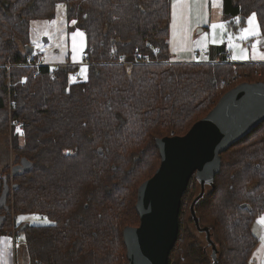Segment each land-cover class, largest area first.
Here are the masks:
<instances>
[{"label": "trees", "instance_id": "16d2710c", "mask_svg": "<svg viewBox=\"0 0 264 264\" xmlns=\"http://www.w3.org/2000/svg\"><path fill=\"white\" fill-rule=\"evenodd\" d=\"M59 3L76 21L70 30L86 36L87 80L26 49L31 22L52 18ZM253 13L264 36V0H222L233 26ZM169 22L170 0H0V134L23 123L11 125L12 164L22 168L1 180L10 193L0 233L20 217L47 218L20 222L30 264H129L123 233L140 225L138 189L161 164L156 139L186 134L235 86L264 82V62H233L222 48L210 61H172ZM221 157L202 196L190 180L169 264H213L214 245L218 264L251 258L264 211V121Z\"/></svg>", "mask_w": 264, "mask_h": 264}, {"label": "water", "instance_id": "95a60500", "mask_svg": "<svg viewBox=\"0 0 264 264\" xmlns=\"http://www.w3.org/2000/svg\"><path fill=\"white\" fill-rule=\"evenodd\" d=\"M26 49L30 55L34 54L30 45ZM263 121L264 82H244L225 93L186 134L156 139L161 164L138 189L136 207L140 225L126 226L123 233L129 264H169L179 236L182 198L190 180L193 176L200 180L202 196L205 181L214 180L221 170V154ZM21 168L15 166L11 173L18 174ZM9 193L10 189L4 184L0 207L5 205ZM202 230L212 244L209 229ZM213 257V264H218L215 245Z\"/></svg>", "mask_w": 264, "mask_h": 264}, {"label": "rangeland", "instance_id": "374dc122", "mask_svg": "<svg viewBox=\"0 0 264 264\" xmlns=\"http://www.w3.org/2000/svg\"><path fill=\"white\" fill-rule=\"evenodd\" d=\"M174 3L175 0H170L168 39L171 60L174 62L210 61L219 56L220 48L229 52L231 58L233 56H248V59L232 58L233 62H264L259 59V56L253 58L252 50V45L255 44L256 51L264 54V36H248L246 39H241L243 35L241 30L248 27L247 20L244 25L229 24L230 22L225 20L222 15V0H186L183 6L178 5L176 8L177 26L175 28L172 15ZM60 5L62 7H58ZM58 6L52 18L36 19L31 22L30 46L34 48V54L45 64H49L52 68L71 64L77 67V71L71 74V79L75 77L74 81L85 80V74L81 73V68H87L86 75L88 76V66L84 61L86 36L84 34L83 38H75L77 51L73 53V33L83 31L81 29L70 30L69 27L73 26V23L67 19L66 6L63 3H59ZM234 22L238 23L240 19L236 18ZM221 23L224 24L223 29L211 27L212 24ZM242 49L246 51L242 52ZM73 55L76 56L75 60H73ZM10 130L9 124L8 135L0 134V180H2L1 176H8L13 168L9 142ZM262 217H264V211L255 217L252 224V231L258 238V243L253 249L248 264H264V224L259 223ZM26 218V223H45L44 219ZM10 232L12 233V230L7 229L0 233L1 264H13L15 254H19V258L23 251L20 248L14 250L13 237ZM200 236L204 241H207L204 233H201Z\"/></svg>", "mask_w": 264, "mask_h": 264}, {"label": "snow or ice", "instance_id": "6c2138e0", "mask_svg": "<svg viewBox=\"0 0 264 264\" xmlns=\"http://www.w3.org/2000/svg\"><path fill=\"white\" fill-rule=\"evenodd\" d=\"M186 3V0H175V3L172 5L173 7V27L175 28L177 26V13H176V8L177 6H183L184 4ZM58 7H62V5L58 6ZM73 24L76 23V21H72ZM247 25L248 27L246 28H243L241 30V32L243 33L241 39H246L248 36H259L260 35V26L257 22V16H256V13H253L251 16H249L247 18ZM211 27L213 29H216V28H221L223 29L224 28V24L221 23V24H212ZM84 36V33L83 32H74L73 33V53H76L77 49H76V46H75V38L76 37H81L83 38ZM230 42H231V38H230ZM35 43V42H34ZM257 43H259V41H257ZM252 50H253V58H256V56H259V59L261 60H264V54H261V53H258L256 51V45L253 44L252 45ZM242 52H245L246 50L242 49L241 50ZM233 59H248V56L247 55H242L240 57H237V56H233L232 57ZM76 59V56L73 55V60ZM121 59H123V57H121ZM206 59V57H205ZM86 72H87V68H81V73L82 74H85L84 75V79L87 80V75H86ZM76 78L75 77H72V80L74 81ZM17 131H19V128L17 129ZM24 219H27L26 217H20V220H24ZM34 219H40L39 217H34ZM45 222H47V218H44ZM259 223L261 224H264V217H262L259 221Z\"/></svg>", "mask_w": 264, "mask_h": 264}, {"label": "crops", "instance_id": "0c3cea01", "mask_svg": "<svg viewBox=\"0 0 264 264\" xmlns=\"http://www.w3.org/2000/svg\"><path fill=\"white\" fill-rule=\"evenodd\" d=\"M221 9H222V4H221ZM86 38V37H85ZM229 54V52H228ZM230 56V54H229ZM216 58V57H215ZM214 59V58H212ZM230 60L232 61V58L230 56ZM173 61V60H172ZM258 62V61H257ZM2 179V177H1ZM0 191H1V180H0ZM25 220V219H24ZM22 220H18V222H21ZM11 230H13V228H11ZM11 233V232H10ZM15 232H12L11 235L13 237V248L14 250H17L18 248L22 249V253H20V257L18 258L19 254H15L14 256V261H13V264H30V261H29V255H28V252H27V249L24 245V243H21L20 245H16L14 240H15V235H14ZM23 247H25V249H23ZM1 252V251H0ZM0 264H1V253H0Z\"/></svg>", "mask_w": 264, "mask_h": 264}, {"label": "built area", "instance_id": "2783aa9c", "mask_svg": "<svg viewBox=\"0 0 264 264\" xmlns=\"http://www.w3.org/2000/svg\"><path fill=\"white\" fill-rule=\"evenodd\" d=\"M203 53H205L204 50H203ZM111 57H112V59H115L116 58L115 54H113ZM120 60H124V59H121L120 58ZM22 83H24V82H22ZM9 112H10V119H11L12 115H11V108H10V106H9ZM11 125H14L15 129H18L19 128V130H23V123H22L21 120L13 121V122H11L10 126ZM14 224L15 225L13 226V230H12V232H15L14 233V235H15L14 242H15L16 245H20L23 242L22 233L19 232L20 222H17V223L14 222Z\"/></svg>", "mask_w": 264, "mask_h": 264}, {"label": "flooded vegetation", "instance_id": "af4514ba", "mask_svg": "<svg viewBox=\"0 0 264 264\" xmlns=\"http://www.w3.org/2000/svg\"><path fill=\"white\" fill-rule=\"evenodd\" d=\"M1 177H2V179H4L3 176H1ZM3 189H4V185L2 184V185H1L0 195H1L2 191H3ZM4 209H5V211H6V207H5V205H4L3 207H0V210L4 211ZM1 215L3 216V215H5V214H4V213H1ZM3 217L5 218V216H3ZM210 245H212V244H210Z\"/></svg>", "mask_w": 264, "mask_h": 264}]
</instances>
